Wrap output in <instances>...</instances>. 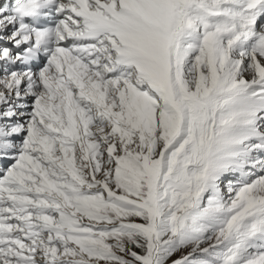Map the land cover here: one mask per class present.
<instances>
[{
  "label": "snow or ice",
  "instance_id": "6c2138e0",
  "mask_svg": "<svg viewBox=\"0 0 264 264\" xmlns=\"http://www.w3.org/2000/svg\"><path fill=\"white\" fill-rule=\"evenodd\" d=\"M0 264H264V0H0Z\"/></svg>",
  "mask_w": 264,
  "mask_h": 264
}]
</instances>
